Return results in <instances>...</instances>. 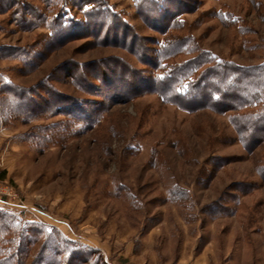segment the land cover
<instances>
[{
	"label": "rangeland",
	"instance_id": "rangeland-1",
	"mask_svg": "<svg viewBox=\"0 0 264 264\" xmlns=\"http://www.w3.org/2000/svg\"><path fill=\"white\" fill-rule=\"evenodd\" d=\"M194 57L264 64V0H0L32 112L1 115L0 211L99 264H264V139L151 90Z\"/></svg>",
	"mask_w": 264,
	"mask_h": 264
},
{
	"label": "trees",
	"instance_id": "trees-1",
	"mask_svg": "<svg viewBox=\"0 0 264 264\" xmlns=\"http://www.w3.org/2000/svg\"><path fill=\"white\" fill-rule=\"evenodd\" d=\"M86 16L90 19L97 14L92 11ZM204 65L206 67L196 76ZM181 70L184 71L182 74L170 73L165 78H153L152 92L165 103L179 104L182 110L190 113L202 109L217 113L230 111L231 124L240 140L243 141L242 136L246 135L245 147L257 135L263 141L264 64L240 68L210 57H194ZM187 73L190 81L183 76ZM177 75L185 79L184 83L180 81L183 83L180 88L176 87L180 84ZM0 94L4 96L0 98L1 120V115L8 111H12L15 117L24 115L31 119L28 104L22 102L27 95L23 89L2 86ZM226 100L232 102L229 108L223 105ZM92 121L88 120L89 123ZM93 253L71 243L55 229L46 228L41 223L22 222L0 211V264H99L100 259H92Z\"/></svg>",
	"mask_w": 264,
	"mask_h": 264
},
{
	"label": "snow or ice",
	"instance_id": "snow-or-ice-1",
	"mask_svg": "<svg viewBox=\"0 0 264 264\" xmlns=\"http://www.w3.org/2000/svg\"><path fill=\"white\" fill-rule=\"evenodd\" d=\"M82 10H84V11H87V7H85L84 9H82Z\"/></svg>",
	"mask_w": 264,
	"mask_h": 264
}]
</instances>
